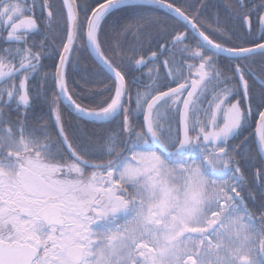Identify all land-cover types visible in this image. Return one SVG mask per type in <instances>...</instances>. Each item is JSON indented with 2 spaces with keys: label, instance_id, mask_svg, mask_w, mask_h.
<instances>
[{
  "label": "snow or ice",
  "instance_id": "6c2138e0",
  "mask_svg": "<svg viewBox=\"0 0 264 264\" xmlns=\"http://www.w3.org/2000/svg\"><path fill=\"white\" fill-rule=\"evenodd\" d=\"M207 7L0 0V264H264V0Z\"/></svg>",
  "mask_w": 264,
  "mask_h": 264
},
{
  "label": "trees",
  "instance_id": "16d2710c",
  "mask_svg": "<svg viewBox=\"0 0 264 264\" xmlns=\"http://www.w3.org/2000/svg\"><path fill=\"white\" fill-rule=\"evenodd\" d=\"M176 2L178 4H180L181 6H184L188 2H191L193 5H195L196 3H198V0H176ZM55 3H56V6L59 7L60 0H55ZM207 3H208V7L206 9L202 10V12H203L202 19L204 20L205 23H212L213 11H215L217 9H219L222 13H226V11H227L225 8V0H207ZM130 14L131 13H129L127 11L120 13L121 17L130 15ZM111 22L112 21L110 18L109 24H111ZM213 38L218 39V37H215V36ZM35 39L39 40V39H41V37L36 36ZM52 42L53 41L50 39L49 43L51 44ZM55 43L58 44L59 40H56ZM187 43L191 44L193 47H195V45H196V38L193 37L192 32H189V40L187 41ZM151 50H155V45L152 46ZM139 54H150V53L148 52V49L145 48L144 52H141ZM139 54L135 58H139ZM129 55H132V53L129 52ZM80 56H81L82 64L84 66H87V67H94L95 66L93 63V61L95 59L94 53H91L90 50L82 51L80 53ZM221 59L224 63L228 62V58L226 55L223 56ZM55 63H56V60H55L54 55L53 56H45L44 59L42 60L43 71H45V72L54 71ZM130 71H131V75L140 76V73H141L140 69L133 67ZM142 71L146 73L147 69L144 68V69H142ZM257 74L259 75V69H257ZM82 76H83L82 72L70 71L69 72V84H70L73 91L85 93V95L82 97L83 103L88 104L91 102L92 97H90L86 94V88L84 86V80L81 78ZM143 79L147 82L146 77H144ZM33 82L35 83L36 81L34 80ZM250 83H253V81L250 80ZM95 86L96 85H94L91 82L87 85V87H89V88H94ZM173 86H175V85H173ZM254 86L257 90H259V84H255ZM139 87L142 91L145 90L143 85H141ZM62 108L64 110L63 115H64V119L66 121V128L69 131H71L77 125H79L82 127H87L89 130H94L96 133L99 134V133H101V131L104 127L110 126V125H105L101 122H96V121H91V120L80 121L77 119L76 113L73 110L69 109V107L67 108V106L64 103L62 104ZM34 114L36 116H41V115L46 116L47 115V106L43 100L37 101L35 103ZM249 131H251V129H249ZM244 135H248V132H245ZM255 141H256V137L254 135L249 136L248 143H249V145L252 146L253 155H254V160L252 161V163L256 164V166H259L261 157H260V155L256 154ZM253 171H254V168L249 167L247 172H246V175L250 177Z\"/></svg>",
  "mask_w": 264,
  "mask_h": 264
},
{
  "label": "water",
  "instance_id": "95a60500",
  "mask_svg": "<svg viewBox=\"0 0 264 264\" xmlns=\"http://www.w3.org/2000/svg\"><path fill=\"white\" fill-rule=\"evenodd\" d=\"M63 103L67 106V108L69 107V109H71V107L68 105V102L65 100V101H63ZM71 110H73V109H71ZM74 111V110H73ZM75 112V111H74Z\"/></svg>",
  "mask_w": 264,
  "mask_h": 264
}]
</instances>
